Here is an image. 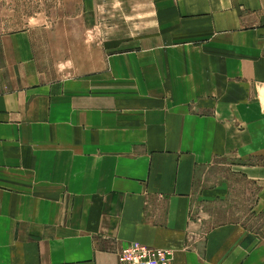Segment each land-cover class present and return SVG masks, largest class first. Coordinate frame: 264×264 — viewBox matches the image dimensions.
<instances>
[{
    "label": "crops",
    "instance_id": "crops-1",
    "mask_svg": "<svg viewBox=\"0 0 264 264\" xmlns=\"http://www.w3.org/2000/svg\"><path fill=\"white\" fill-rule=\"evenodd\" d=\"M76 7L100 42L67 67L57 28L0 36V264H116L128 242L264 264V228L239 218H264V0ZM239 184L249 211L195 218Z\"/></svg>",
    "mask_w": 264,
    "mask_h": 264
},
{
    "label": "rangeland",
    "instance_id": "rangeland-1",
    "mask_svg": "<svg viewBox=\"0 0 264 264\" xmlns=\"http://www.w3.org/2000/svg\"><path fill=\"white\" fill-rule=\"evenodd\" d=\"M76 2L78 0H0V36L29 28L39 32H51L57 28V32L65 36L68 43L66 55L61 56L63 66L67 67L70 65L71 55L68 52L70 48L75 45L83 48L89 45H95L96 47V45L99 46L98 43L100 42L98 38H93V35L89 33V29L92 27L90 23L70 21V14L79 15L83 13L82 10L76 7ZM113 11L111 9V13ZM95 26L97 29L102 28L98 24H95ZM76 31L78 32L77 37H75ZM94 35H96V30ZM55 59H58V57L55 56ZM51 61H53L52 56ZM239 185L242 191L237 192L236 199H233L235 193L232 198L218 201V205H206L205 202L204 205L198 204L194 212L195 218H202L205 223L214 224L229 219L233 215L230 210L232 208L249 211L252 204L251 195L247 194L245 186ZM232 202H235L234 206H231ZM221 210H226V213L219 216ZM240 217L246 218L245 221L251 228L258 230L264 228V218L261 216L239 214Z\"/></svg>",
    "mask_w": 264,
    "mask_h": 264
},
{
    "label": "built area",
    "instance_id": "built-area-1",
    "mask_svg": "<svg viewBox=\"0 0 264 264\" xmlns=\"http://www.w3.org/2000/svg\"><path fill=\"white\" fill-rule=\"evenodd\" d=\"M172 260L173 252L169 249L129 242L120 247L116 264H171Z\"/></svg>",
    "mask_w": 264,
    "mask_h": 264
}]
</instances>
